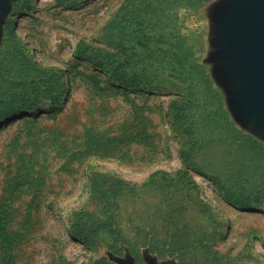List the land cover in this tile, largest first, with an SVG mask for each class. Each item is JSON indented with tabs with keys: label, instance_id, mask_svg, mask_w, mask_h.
Returning a JSON list of instances; mask_svg holds the SVG:
<instances>
[{
	"label": "rangeland",
	"instance_id": "obj_1",
	"mask_svg": "<svg viewBox=\"0 0 264 264\" xmlns=\"http://www.w3.org/2000/svg\"><path fill=\"white\" fill-rule=\"evenodd\" d=\"M228 1L9 0L0 49L14 19L25 49L10 36L5 50L34 58L41 76L38 95L18 100L39 106L0 120V228L17 238L10 249L0 239V264H179L173 245L184 242L191 264H264V172H240L245 161L224 113L264 142L238 110L218 51L216 16ZM179 38L188 54L159 49ZM118 61L153 74L144 90L114 81ZM4 65L18 80L11 93L20 95L32 70L25 60ZM188 88L185 124L172 105L179 96L187 103ZM182 149L192 156L188 168ZM160 170L171 177L151 178ZM208 175L235 191L261 189V207L233 205ZM114 231L140 259L127 247L112 252ZM156 242L162 257L142 244Z\"/></svg>",
	"mask_w": 264,
	"mask_h": 264
},
{
	"label": "trees",
	"instance_id": "obj_2",
	"mask_svg": "<svg viewBox=\"0 0 264 264\" xmlns=\"http://www.w3.org/2000/svg\"><path fill=\"white\" fill-rule=\"evenodd\" d=\"M210 1V0H206ZM14 19L8 20L5 23L4 31H3V41H2V47L0 49V56L4 53H7V57L5 60L0 59V120L5 119L8 116L18 114V113H29L33 110H35L39 106V101H32L31 103L25 102V104H20V100L23 99V97L33 98L36 95H38L39 90V77L41 76L40 71V65L39 63L32 57H29L27 55H24L21 52L16 51H9L6 52V44L8 39L13 38L17 40V45L20 46L22 49H25V45H23L20 41V37H18L15 27H14ZM179 40L176 42L175 45L171 46L170 48H163L160 47L159 49L165 53L178 56L181 52H185L188 54V52L191 51V46L184 44L183 41ZM138 44L142 46L143 43L138 39ZM175 50V51H173ZM175 52V53H174ZM22 60H25V65L32 70L33 75H30L28 81H23L21 84L19 83V86L23 89V93L20 95H16L11 93L12 90L16 87V83L18 82L17 78L12 75V72L10 69L5 67V63L13 62L16 64H19L22 62ZM124 65H126L122 61H118L117 65L113 67V71L110 74V76L114 79V81L119 85H126L130 88H136L138 90H144L145 87L143 86L145 82L150 81L153 78L152 75H147L141 72H137L134 70L128 71L124 68ZM199 68V67H197ZM199 73L202 74L203 72L205 75V78L209 80L210 87L213 86V82L211 79H209V75L205 72V69H199ZM56 75V73L54 74ZM58 82H59V77ZM148 80V81H147ZM3 82L8 83V89H4ZM14 84L15 86L11 85ZM189 89V88H188ZM191 90V89H189ZM216 94L218 96V99L222 101L223 94L216 90ZM189 96L182 97L181 99L186 100L187 103H182V105L178 104L179 97H176L175 102H173L172 109L176 111V117L181 116L182 120H185L186 124V116L187 114L185 111L192 105V95L193 91L191 90V93L188 94ZM20 99V100H19ZM18 100L20 102H18ZM224 113L226 114L227 123L231 124V131L233 132V140L236 142V155L238 157H241L242 161H245L244 163H240L241 169L240 172L243 173V175L247 176L249 174H256L257 170L263 169L264 172V142L257 138L256 136L246 133L239 129L235 123L231 120L228 111L224 108ZM181 156L183 163L185 164L186 168L191 166L192 164V156L187 150L182 149ZM197 170V169H196ZM200 172L204 173V171ZM188 170L181 171L180 174L183 173V175H187ZM160 175L161 178L167 179L171 177V173L165 170H160L152 174L151 178ZM211 180L217 185V187L223 192L224 196L229 200L230 203L233 205L244 208V209H256L261 207V204L263 203L260 199L262 195L261 189H254V191H247V187L239 184L237 187V190H233L228 184H226L223 180H221L216 175H208ZM124 181V180H121ZM256 188V187H255ZM105 208H108V203H105ZM109 219H112L110 216ZM11 232L7 231L4 227L0 228V239L4 246V248L10 249L12 247L13 242L16 241V237H14ZM113 243L111 244L110 248L114 254L122 255L125 252V248H129V250L137 256V259H140V250L137 249L130 241V239H126L124 236H120L119 233L114 231V237H113ZM119 241L122 242V245H118ZM143 246L148 247V249L151 252H154L158 256L162 257L165 254V250H163V246L159 243H155L152 245H145L142 243ZM201 245L204 244L203 242L200 243ZM192 245L184 242L181 243L179 247H176V245H173V253L177 254V258L179 260V264H191L188 262L189 257V250ZM13 258H9L8 263H12Z\"/></svg>",
	"mask_w": 264,
	"mask_h": 264
},
{
	"label": "water",
	"instance_id": "obj_3",
	"mask_svg": "<svg viewBox=\"0 0 264 264\" xmlns=\"http://www.w3.org/2000/svg\"><path fill=\"white\" fill-rule=\"evenodd\" d=\"M9 0H0V13ZM217 42L238 110L264 132V0H230L219 8Z\"/></svg>",
	"mask_w": 264,
	"mask_h": 264
}]
</instances>
